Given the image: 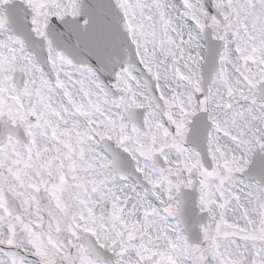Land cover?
Listing matches in <instances>:
<instances>
[{
    "label": "snow or ice",
    "instance_id": "snow-or-ice-1",
    "mask_svg": "<svg viewBox=\"0 0 264 264\" xmlns=\"http://www.w3.org/2000/svg\"><path fill=\"white\" fill-rule=\"evenodd\" d=\"M0 264H264V0H0Z\"/></svg>",
    "mask_w": 264,
    "mask_h": 264
}]
</instances>
